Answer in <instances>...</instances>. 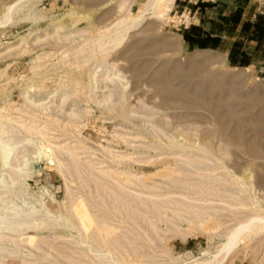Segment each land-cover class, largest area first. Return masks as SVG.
Masks as SVG:
<instances>
[{
  "label": "rangeland",
  "instance_id": "rangeland-1",
  "mask_svg": "<svg viewBox=\"0 0 264 264\" xmlns=\"http://www.w3.org/2000/svg\"><path fill=\"white\" fill-rule=\"evenodd\" d=\"M14 1L15 0H0V11L7 4ZM123 1H128L126 4L132 3L131 10L136 12L145 0H40L36 1L35 5L38 11L43 14L42 20L39 19L32 23L27 20L16 18L13 23L1 25L0 106L8 104L7 106L9 108L18 107L26 112V110L28 111V107L30 110H40L37 105L40 106L41 104H44L47 107V113L59 117L62 122H66L69 119L68 122L70 125L66 127L68 133L66 130L62 132L55 130V132H49V134L54 137L52 143L55 142V145L58 143L57 145H70L71 147L76 146V149L78 148L76 152L80 154L82 159L81 166L86 169V173H82L84 179H88L87 174L90 171L92 172L91 174L97 175L98 177V173L94 169H90L87 161H105L102 156L104 152L101 147L103 146H105V148L107 146L111 150L114 149L113 151L120 154H133L135 156L132 155V158L135 160L140 159L138 161H142L141 163H138L137 161L134 162L133 159H131L132 161L130 162L128 161L129 163L126 162L133 172H141V175L144 174L146 176H150L149 173H157L160 171L159 169H162L163 167V165L156 163V158H158L156 156L157 154L160 155H158L160 158H158L159 160L163 158V160H171L170 162L174 161L175 163V160L179 161L180 159L178 157L173 158L175 156L170 155V150L161 147L157 142L158 140L156 141V139L153 138V135L148 134L146 139L134 138L133 135L135 136V133L140 129L152 132V123L163 126L165 133L168 135L184 131L189 132L191 135H194L195 139L208 144L210 148L213 146V149H211L214 152L211 151V153L213 152L216 154H214L215 156L213 157L212 163L203 160L198 163L197 166L199 165L198 167L208 168L205 165H211L210 168L213 167L212 169H219H215L216 173H213L214 171H211L212 173H210L207 170L199 171L189 168L184 172L191 176L188 175V177H186L184 175L187 174H184L183 172L184 175L182 176V174H178L176 175V179L182 178V181L179 180L180 182H183L184 180V182H191L189 184L196 186L201 185V183H204L205 185V182H213L212 180L208 181L209 179L206 180V177H213V175H223L224 178L228 180L229 177L223 168V166L226 165L231 172L233 171L232 173L242 178V180L248 175L251 183L256 188L257 195L260 197V200L264 202V79L259 77L253 68L235 65L229 59L228 53L225 51L227 49V44L218 48H212L208 47L203 42V38L195 35V33L190 36V32H188L189 34L187 33L189 27H191L189 24L190 20L187 21L186 19L188 18V13L183 12V9H180V5L177 7L173 6L169 13V17H173L172 20H162L152 15L149 18H146L141 24L131 29L125 41L114 52H112V55L110 56L111 58L109 57L107 60L109 63L116 66L120 73L125 77L124 82H127V91L130 94L128 100L129 109L132 110V114L129 117L130 123L124 122L119 118L113 119L107 113H103L106 104L101 106H96L91 102L87 104L85 101H82V96H79V98L71 96L65 101V98L62 100L63 91L58 87V76H64L66 71L67 74L71 73L69 74L71 80L81 78L82 80L80 79V81L86 83L88 82L87 79L90 71L95 67L93 62L82 69L76 68L73 66L74 64L69 66L70 63L75 62L72 55L65 57L64 63H66V65H63V61L61 60L62 53H64L67 48H70V46L71 48H74V46L77 47L80 45L83 42L81 41V38L84 39L87 36H90L89 33L84 34L77 32L79 29L88 27L89 22L93 23L97 28H103L105 27V24L109 26V23H112V20L115 22L117 19L122 18L125 11H121V8L119 7L121 6L120 4L124 3ZM196 1L197 0H192L190 5H194L193 3ZM71 10L74 12V15L68 14ZM198 12L200 13V10ZM54 19L56 21H63V23H66L71 27L63 30L64 26H62L60 29L56 30L54 26H51V21ZM21 39H25V42ZM47 53H49V57H45L48 55ZM37 55L44 56L45 59L43 58L42 60L44 65L40 69L32 70V61ZM66 59H69L70 62L68 63ZM57 62L60 63L59 69L54 73L52 70V64ZM98 71H100L97 75V85L99 88L96 89L92 95L94 96L96 94L95 97L101 100L108 94V89L103 88V86L105 84L108 85L109 82L106 81L108 75L104 69L98 68ZM37 73H39V76L36 75ZM79 73L81 76H79ZM41 74L42 77L40 76ZM35 83L38 84V87ZM31 86H36L37 89L33 88L32 90ZM88 110H91L90 113L87 112ZM17 112L18 111L13 112L14 117L17 116V119L18 117L21 118L22 121L28 119L27 113L24 114L25 112ZM77 115H79L80 118H75ZM145 115H148L149 117ZM71 123L72 125H81V128L78 129L80 134L74 130ZM119 124L120 127H118ZM11 125V122L6 123L7 127H11ZM16 130L17 132L13 135L19 146L17 147L18 150H16V153L14 152L11 155L9 161L11 166L14 165L13 167L25 163L27 171L33 172L32 176L27 179L28 191L30 194L35 197L44 194V200L47 201V204L49 203L51 208L56 205L57 202L61 203L67 201L68 194L64 176H62L63 174L57 168L48 163L43 156H37V137L31 136L32 141H29L28 143L23 141L24 135L27 134L22 128ZM158 133L161 136L160 131ZM153 139H155V141ZM162 142L167 143V140L162 137ZM152 144L153 147L151 146ZM150 146L153 148L152 150H148L151 149ZM154 148L162 149L155 151ZM186 153L189 155L191 151L188 150V152H182L183 155ZM225 154L227 156H225ZM189 156H192V153ZM64 157L67 162L63 158L66 167L62 166V169L63 171L68 169L72 172V176H67V179L69 178L67 184L71 187L70 190L73 195H80V197L81 195H84V199L87 198L86 200L89 201L92 200V198L89 199L92 196L91 193L99 198V196L103 197L102 194L104 193L102 192H105V198L100 197L101 201L100 199L97 200L99 205L96 204V206L100 207H93L95 209H92L91 212L92 214H95V218L100 217V220L104 223L106 222L107 225L102 227L104 230L111 231L108 242H111L112 245L108 244L109 246L111 245L109 249L113 252L115 258L129 263L132 260L137 259V255H133L137 254V252L143 257L150 253V255L154 254L153 256L157 257V260L153 261L154 263L166 264L168 261L164 259L162 252L168 248L171 249L176 256L183 253L186 254L189 251L194 255H197L202 250L214 245V242H212L210 238L211 232L201 233L197 231V233L194 234L191 231H188L189 228L187 222L179 220L178 222L182 227L180 230L181 235L175 232L164 234V232L159 230L157 232H159L160 237L158 233H156V229H165L167 226L163 223H158L159 221L155 218L151 219L152 224L154 223L158 225L157 227L153 225L155 228L147 226L145 221L137 220L138 223L146 227V231L148 232L146 237L141 230V234H139V231L135 230V228L119 224L121 223L119 221L120 217L117 216H125V214H127L135 219L138 216L136 214H129L130 207L120 209L121 213H123L121 215L120 213L118 215V213L115 212V208L113 209L114 205H120L119 203H116V201L120 202L116 198L119 193L118 190L121 188L119 184L117 183V185H114L116 182L111 179H105L102 175H100L98 179L111 182L115 186L112 187V185L105 182L107 186H109V189L113 188L111 191L105 189L107 186L102 187V185H106L104 182L102 183V181H100L101 184L99 181H96L98 182L97 185L95 184V181L91 180L82 183V180L77 177V171L74 168L72 169V166H69V158L67 156ZM217 157L221 159L223 158L224 165L220 163L221 161L215 159ZM85 159L87 161H85ZM153 161L155 163H153ZM177 164L181 166V162ZM108 165H110V163L107 161L102 166L105 168ZM95 167H99V165H95ZM123 167L125 166L123 165ZM8 172H11L10 168L8 166L2 167L0 162V176L4 175L6 177ZM64 173L67 175L66 171ZM75 179L76 181L74 182L73 180ZM153 179L156 181L155 184L158 182V186L160 187V189L154 191V193L164 194L168 191L169 188H167V186L171 185L168 180L159 177H154ZM82 184H85V186L88 184L84 190L81 189ZM207 185L208 184H206V186ZM100 186L103 189H99ZM151 186L153 187L154 183H152ZM208 186L209 188H212V185ZM132 188L137 189L134 186H132ZM43 189L45 191L44 193H41ZM99 190L105 191H102L101 194ZM120 190H122V188ZM177 190L184 191V189ZM107 191L112 193H108ZM185 192L190 193V190ZM191 192L193 194L192 190ZM120 194L122 193H119V195ZM50 196L54 198L55 202L51 201ZM113 197L117 199H115V203ZM139 197L146 200V196L142 197V195H139ZM172 198L187 204L192 203L193 200L196 199V196L195 194L191 195L190 201L187 199L184 201V198L180 196H176V198L175 196H172L170 199ZM106 199L108 200L107 202H105ZM102 200H104L106 204L103 203ZM151 200L158 204H160L159 201H161L156 198H151ZM89 202L88 204L90 205ZM94 203L95 202L93 201L92 204ZM194 203L195 206L201 204L200 207L204 206L203 208H208V203H206V206L203 202L196 201L192 204L194 205ZM192 204L187 205L189 207L193 206ZM101 206L106 207L104 208ZM109 208H111V210ZM98 209L101 210L99 211ZM104 209H107L105 211L107 213L110 211L113 214L116 213L114 214L116 217H113L114 215L111 214L114 223L111 217L108 220L110 214L108 215L106 213L107 218L106 214H104ZM133 209L136 210L137 206L133 205ZM141 209L143 213L148 212V214H150L149 216H152L153 213H155V209H150L149 211L144 210L142 207ZM184 211H186V209ZM159 212H161L163 218L165 217L173 222L172 219L174 216L172 211H165L164 214L161 209ZM159 212H157V214ZM224 213L227 214L226 211ZM182 215L186 216V214ZM105 217L107 219H105ZM185 218L188 217L186 216ZM118 221L119 223H117ZM115 224L116 226H114ZM126 227H128V229L130 228V230ZM54 231L55 230L48 232L45 230L42 234L39 236L37 235L36 237L37 245L46 252L45 257L51 260L50 264H73L74 262L75 264H101L99 259L97 260V258H94L92 254L84 255L85 252H82L80 247L74 243V237H76L74 233H67V231L64 230L62 235H67V237L59 239L60 234L56 235V231L61 230L57 229L55 232ZM54 234L56 235V238L54 237ZM35 235L34 232L30 233V236ZM141 236H144L145 238H142ZM148 236L150 237V242L147 241ZM262 236L264 238V234H261L252 242V245H254L252 247H256V249L254 248L255 253H250L246 257L247 259L241 258L240 260L239 258L233 264H264V239ZM53 237L55 240L58 238L54 242V246L57 244L58 247H60L57 249L58 247L56 245L57 252L55 249L53 250V248H49V243H45L54 240ZM44 239H46V241H44ZM142 239L145 240V243ZM258 242H260V244ZM142 243H144L147 248L149 247L152 249H147ZM141 244L144 246L143 248ZM244 244L245 243L242 245L244 246ZM26 247V251L32 250L30 246L26 245ZM118 247H122V250ZM156 247L160 248V250H156ZM161 248L163 250L162 252ZM79 251L81 252L79 253ZM131 252L133 254H131ZM34 253L35 256L38 255L34 260H41L39 257H42L43 254L39 252ZM80 254H83L84 256H79ZM124 254L129 255V257ZM259 259L261 263L258 261ZM146 261L144 264L152 262Z\"/></svg>",
  "mask_w": 264,
  "mask_h": 264
},
{
  "label": "bare ground",
  "instance_id": "bare-ground-1",
  "mask_svg": "<svg viewBox=\"0 0 264 264\" xmlns=\"http://www.w3.org/2000/svg\"><path fill=\"white\" fill-rule=\"evenodd\" d=\"M36 1H40V0H15L14 2H11L10 4H7L0 11V26L6 25L8 23L9 24L13 23L16 18H19L21 20H27L32 23L38 21L39 19L42 20L43 14L40 13L38 9L36 8V5H35ZM123 2L124 3L121 2L122 4H120L121 6L119 7L121 8V11H125V14H123L122 18L117 19L115 22H113L112 20V23L110 22L109 23L110 25L108 24L109 26L105 24L104 25L105 27L103 28H99V27L97 28L94 26L93 23L89 22L88 27L79 29L77 32L84 33V34L89 33L90 36H87L84 39L81 38V41L83 42L80 45H78L77 47L74 46V48L73 47L71 48L70 46V48H67L64 51V53H62L61 60L63 61L62 63L63 65H66V63H64V59L65 57H68L69 55H72L73 58L75 59V62L70 63L69 66L74 64L73 66H75L76 68L82 69L92 62L93 64H95V67L93 68V70L90 71V74L88 73L89 74L88 79L86 78L88 82L86 83L81 82L80 81L81 78L80 79L75 78L71 80L69 76V74L71 73L67 74L65 71L64 76H58L57 84H58V87L63 91L62 100L65 98L64 99L65 101L71 96H76L77 98H79V96H82L83 97L82 101H85V103L87 104H89L90 102L95 104L96 106H101L103 104H106V108H104L103 113H107L113 119L119 118V119H122L124 122L130 123L129 117L132 114V110L129 109L128 100L130 98V94L127 91V82H124L125 77L123 76L122 73H120V71L116 68V66L109 63L107 60L112 55V52H114L125 41L130 30L138 26L139 24H141L146 18H149L150 16L154 15L162 20H167V19L172 20L173 17H169L170 16L169 13L171 12L174 6L175 0H145L142 6H140L138 11L136 12H133V10H131L132 3L126 4V2L128 1L126 2L123 1ZM68 14L74 15V12L71 10ZM51 26H54L56 30L60 29L62 26H64L63 30L65 28L68 29L71 27L70 25L63 23V21H56L55 19L51 21ZM21 40L25 42V39H21ZM47 54L48 55H46L45 57L47 56L49 57V53ZM43 58L44 56L37 55L35 59H33L32 61L33 64L31 66L32 70H37L43 67L44 65L42 63ZM68 60L66 59V61L69 63L70 60L69 61ZM59 65L60 63L58 62L55 64H52V70L54 73L59 69ZM98 68L104 69L108 77L105 76L106 75L105 72H104L105 74L104 76L107 77L106 81L109 82L108 85L105 84L103 86V88L108 89V94L105 96V98L101 100L95 97L96 94L94 96L92 95V93H94L95 90L99 88V86L97 85V75L100 72L98 71ZM36 75L39 76V73H37ZM40 76L42 77V74ZM79 76H81V74ZM37 85L38 84H36V86ZM36 86H33V87L31 86L32 90L33 88L37 89L38 86L37 87ZM7 105L5 104L4 106H0V162H1L2 167L8 166L11 171L10 173L8 172L6 176L7 178L4 175L0 176V264H50L51 260L45 257L46 252L37 245L36 237L37 235L39 236L40 234H42L45 230L49 232L52 230L56 231L57 229L61 230V231H56V235L60 234L59 239L67 237V235L65 236L62 235L64 233V230L67 231V233L68 232L74 233L76 235V237H74L75 239L74 243H76L77 246L80 247V250L82 252L86 253V254L84 253V255L92 254L94 258H97V260L99 259V262L101 264H144L146 260H147L146 262L152 261L147 264H158V263L153 262L154 260H157V257L153 256L154 254L150 255V253L146 254V256L143 254L144 255L143 257L142 255H139L138 252L137 254H133L131 252V254L137 255V259L134 258L135 260H132V261L130 260L131 262L129 263L127 261L123 262L122 260L115 258L113 252L109 249L110 246L112 245L111 242L110 243L108 242V238L110 237L111 231L104 230L102 227L107 225L106 222L104 223L102 220H100V217L95 218L94 217L95 214H92L91 212L92 209H95L93 207H97L96 206V204H98L97 200L100 199L101 201V198L105 196V192H102L105 190H99L100 193L101 192L104 193V194L101 193L103 197L99 196V198L94 196L93 193H91L92 196L89 199L92 198V200H89L90 202L86 200L87 198L84 199L85 198L84 195H81L83 199L80 197V195H73L70 190L71 187L68 186L67 184L69 182L68 180L69 178L67 179V176H72V172L71 170L65 169L67 173L66 175L64 173L65 171H63L62 169V166L66 167V164H64V162L66 161L64 156H67L69 158V161H68L70 163L69 166H72V169L74 168L77 171V174H78L77 177L78 179L82 180L81 181L82 183H86L87 180H91V181H95L96 185L98 183L96 181H99L100 184H101L100 181L106 184L105 182L107 181L103 179H98L99 176L102 175L104 176L103 178L111 179L112 181L116 182V184L114 185H117V183L119 184L122 190H120L121 188L119 187L120 189L118 190V192L122 194L119 195L118 193L116 198L120 202L116 201V203L117 204L119 203L120 205L118 206V205L113 204L114 205L113 209L115 208V212H117L118 215L119 213L121 215L123 213H121L120 209L130 207L129 214L131 215L136 214L138 216L136 217V219L127 214H125V216L124 215L117 216V217H120L119 221L121 222L119 223L118 221L117 223L122 224V225L124 224L131 228H135V230L139 231L138 232L139 234H141L140 233V230H141L143 234H145L144 235L145 237L146 235H148L147 234L148 232L146 231L147 229L146 227L142 226V224L138 223L137 221L138 219L142 220L143 222L145 221L146 225L152 228L154 227L153 225H155L156 227L158 226L154 223L152 224L151 219L153 218L157 219L159 221L158 223L165 224L167 228L165 229L157 228L156 229V233H158V235H159V232L157 231L159 230L164 232V234L175 232L181 235L180 230L182 229V227L179 224L178 220L182 222H187L188 228L190 229V230L188 229V231H191L194 234L197 233V231L201 233L211 232L210 238L212 242H214V245L212 247L209 246L208 248L202 250L197 255H194L191 251H189L186 254L183 253V254H179L176 256L175 254H173L171 249L168 248L165 251H163L161 248V252L163 251L162 253L164 255V259L168 261L166 264H233L239 258L240 260L241 258L245 259L250 253L252 252L255 253L254 250L256 249V247H254L255 249L252 247L254 246L252 245L253 244L252 242L259 235L264 234V202L261 201L260 197L257 195L256 188L251 183L250 177L248 175L244 177V180H242V178L232 173L233 171L231 172L229 168L226 165H224L223 158L222 159L218 158L220 157L218 156L215 159H217V161H221L220 163L224 165L223 168L229 177L228 180L225 179L223 175H218V176L213 175V177L212 176L206 177L204 175L206 177V180L209 179L208 181L212 180L213 182L211 183L205 182V185L204 183H201V185L196 186V185L189 184L191 182H187V181L184 182V180L183 182H180L179 180H181L182 178L176 179V175L178 174H182V176L184 174H187L184 171H187L189 168L199 170V171L207 170L210 173H212L211 171H214L213 173H216L215 169L217 170L219 168L212 169L213 167L210 168L211 165L209 166L205 165L208 168L198 167L199 165L197 166V164L203 160L209 163L213 162V157L216 155L215 153H213L214 152L212 150L213 146L211 147L212 148L211 149L208 144L202 143L198 139H195L194 135H191V133L186 132V131L168 135L165 133L163 126L152 123L151 124L153 125L152 132H149L146 130L144 131L140 129L135 133V136L133 135V137L146 139L148 134L153 135V138H155L156 141L158 140L157 142L161 145V147H164V149L166 148L170 150V155L175 156L173 158L178 157L180 159L179 161L175 160V163H174V161L170 162L171 160L170 161L163 160V158L161 159L162 160L161 161L159 160L160 155L157 154L156 156L159 159L156 158V161H157L156 163L163 165V167L162 169L158 168L160 171H158L157 173L154 172L152 173L153 175L149 173L150 176H146L144 174L141 175V172L135 173L130 169L128 163L132 161L131 159H133L132 158L133 154L132 155L131 154L130 155L120 154L118 152L113 151L114 149L111 150L107 146L106 148L105 146H103L101 147L104 152L102 156L105 161L100 160L99 162H95V160L87 161L85 159L90 169L91 170L94 169L98 173V177L97 175L91 174L92 172L90 171L89 172L90 174L89 173H88L89 175L87 174L88 179H84L82 176V173L84 172L85 174L86 169L82 168L81 166L82 159L80 157V154L76 152L78 148L76 149L75 148L76 146L71 147L70 145L68 146L57 145L58 143H56L55 145V142L52 143V139L54 137L50 136L49 134V132H55V130H58L60 132L66 130L67 132L66 127L70 125V123L68 122L69 119L66 122L64 121L62 122V120L59 117H55L47 113V107L44 104L43 105L41 104L40 106L37 105L38 108H40V110H35V109L30 110L28 107L27 109L29 112L27 110L25 112L21 110V108H18V107H17L18 109L15 107L9 108ZM14 111H18L19 113L25 112L24 114L27 113L28 119H26V121L24 120L25 122L22 121L21 118L19 117L17 119V116L14 117V114H13ZM90 111L88 110L87 112L90 113ZM145 116L149 117L148 115H145ZM75 118H80V116L77 115L75 116ZM7 122L12 123L11 127L6 126ZM72 127H74V130L79 133L78 129L81 128L80 124L72 125ZM118 127H120V124L118 125ZM18 128H22V130L27 134V135H24L23 141H26L29 143V141H32L31 136L37 137L36 138L37 139L36 140L37 156H40V157L43 156L48 163H50L52 166L57 168L63 174L62 176H64L65 186H66L67 194H68L67 201H63L61 203L57 202V204L51 208L49 203L47 204V201L44 200V197H45V196L43 197L44 194H41L38 197H35L34 195L30 194V192L28 191L27 179H29L32 176L33 172L27 171V169L25 168L26 164L25 163L19 164V165H16L15 167H13L14 165L11 166V163L9 161L10 157L14 152L16 153V150H18L17 147L19 146L18 142L16 141V138L13 135L15 134V132H17L16 129ZM122 129H127V128H122ZM159 131L161 133V136L158 133ZM162 137H164L167 140V143L162 142ZM155 139L153 140L155 141ZM153 144L151 145L152 147H153ZM152 147L151 149H148V150H152L153 149ZM55 149L58 151H56ZM160 149L154 148L155 151L156 150L158 151ZM188 150L191 151L192 156H189L191 153H189V155L187 153L184 155L182 154V152L185 153V152H188ZM211 151L213 152L211 153ZM226 154L225 156L228 155ZM92 155H95V154H92ZM63 158L65 159V161ZM138 160L133 159L134 162L135 161H137L138 163L142 162ZM107 161L110 163V165L103 168L102 165L105 164V162ZM180 162H181V166L177 164ZM153 163L155 162L153 161ZM95 165L97 166L99 165V167H95ZM123 165L125 167H123ZM188 175L190 174H187L184 176L188 177ZM154 177H159V178L168 180L171 183V185L167 186V188L169 189L166 193L164 194L154 193V191L160 189V187L158 186L159 185L158 182L155 184L156 181H154L153 179ZM152 179H153V182H152ZM73 181L75 182L76 179ZM151 182L154 183L153 187L151 186L152 184ZM107 183H109V185H112V187H115L111 182H107ZM206 184L210 186L212 185V188L211 187L209 188V186L208 185L206 186ZM87 185L85 186V184H82L81 189L84 190L87 187ZM105 186H107V184L104 186L102 185V187H105ZM132 186H134L137 189H133ZM102 187L100 186L99 189H103ZM105 189H109V186L105 187ZM111 189H109V191H111ZM177 189H184V191L182 190L179 191ZM187 190H190V193L185 192ZM191 190L193 191V194H195L196 196V199H194L195 201L192 199L193 202H196V201L203 202L205 206H206V203H208V208H203L204 206L200 207L201 204H199V206L198 205L195 206V203L194 205L192 204L193 202L187 203V204L189 205L192 204L194 207L193 206L188 207V205L185 204V202L183 203L174 198L170 199L172 196H175V198L176 196L177 197L180 196L184 198L183 199L184 201L185 199L190 201L191 195H193ZM44 191L45 190L43 189L41 193H44ZM109 191L107 192L112 193ZM139 195H142V197L146 196V200L144 198L143 199L140 198L141 196L139 197ZM116 198H114V203H115ZM151 198H156L158 200H161L159 201L160 204L152 201ZM50 199L52 202H55L53 197L50 196ZM81 199L83 200V202ZM107 199L105 202L108 201ZM91 201L92 203L93 201L95 203L92 204ZM88 202L90 203V205L88 204ZM102 202L105 203L104 200H102ZM133 205L137 206L136 210L133 209ZM158 205H161V206H158ZM101 207H104V206H101ZM141 207L144 208V210H148V211L150 209H155V213H153L152 216H149L150 214H148V212L146 213L142 212ZM109 209L111 210V208ZM161 209L164 212V214H165V211H168V210L173 212L172 214L174 218L173 219L171 218L173 222L170 221V219H167L165 217L163 218L161 216L162 214L161 212H159ZM185 209L186 211H184ZM106 210L104 209V212ZM102 211H103V208H102ZM225 211L227 212V214L224 213ZM157 212L159 213L157 214ZM106 213L107 212H105L104 214ZM107 214L108 215L110 214L109 218L107 217ZM107 214H106V217L109 220L110 217L112 218L111 214L114 215L116 213L113 214L110 211ZM182 214H186L188 218H185L186 216H183ZM106 217L105 219H107ZM113 217H116V215H114ZM112 221L114 223L113 218H112ZM114 226H116V224ZM126 228L128 229V227ZM128 230H130V228ZM33 232L36 235L30 236V233H33ZM56 235L54 236L55 238H56ZM148 237H147V241L150 242V237L149 239ZM56 240L54 239L52 241H49V242L47 241L45 243L47 244L49 243L48 244L49 248L50 249L53 248V250L55 249V251L57 252L56 248L58 247V245L56 244L57 247L56 245L54 246V242ZM44 241H46V239H44ZM260 242L258 243L260 244ZM108 243L111 245L109 246ZM144 243H145V240H144ZM144 243L142 244L146 247ZM243 243H245L244 246L242 245ZM43 244L41 245L44 246ZM26 245L30 246L32 250L26 251L27 249ZM144 246H142V248ZM45 247H48V246H45ZM59 248L60 247H58L57 249ZM149 249H152V248H149ZM155 249L160 250V248H157V247ZM81 251H79V253ZM34 252H39L43 254L42 257H39L41 258V260H38V261L34 260L36 256H38V255L35 256ZM82 255L83 254H80L79 256H82ZM125 256L129 257V255H125ZM84 258H87V257H84ZM258 261L260 262V259ZM57 263H58V258H57ZM73 264H75V262Z\"/></svg>",
  "mask_w": 264,
  "mask_h": 264
},
{
  "label": "crops",
  "instance_id": "crops-1",
  "mask_svg": "<svg viewBox=\"0 0 264 264\" xmlns=\"http://www.w3.org/2000/svg\"><path fill=\"white\" fill-rule=\"evenodd\" d=\"M191 2H174L188 13L191 27L187 33L200 36L208 47L227 44L225 51L235 65L253 68L264 79V0Z\"/></svg>",
  "mask_w": 264,
  "mask_h": 264
}]
</instances>
